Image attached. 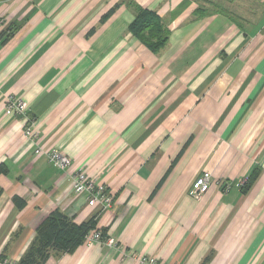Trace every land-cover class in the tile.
I'll use <instances>...</instances> for the list:
<instances>
[{
  "label": "crops",
  "instance_id": "crops-1",
  "mask_svg": "<svg viewBox=\"0 0 264 264\" xmlns=\"http://www.w3.org/2000/svg\"><path fill=\"white\" fill-rule=\"evenodd\" d=\"M131 4L162 19L159 53L130 32ZM75 170L108 187L110 210L73 192ZM55 210L103 239L45 264H264V0L0 1V257L19 263Z\"/></svg>",
  "mask_w": 264,
  "mask_h": 264
},
{
  "label": "trees",
  "instance_id": "trees-1",
  "mask_svg": "<svg viewBox=\"0 0 264 264\" xmlns=\"http://www.w3.org/2000/svg\"><path fill=\"white\" fill-rule=\"evenodd\" d=\"M130 6L135 13L130 32L152 53H159L169 37L162 19L150 10L135 4ZM117 7L112 9L106 17L112 15ZM251 182L250 178L244 186L247 187ZM14 202L19 208L25 206V201L19 197H15ZM95 229H97V223L94 218L78 225L72 218L55 210L37 228L33 245L17 264H45L52 252L73 253L85 242L86 236ZM208 260L206 258L202 264H207Z\"/></svg>",
  "mask_w": 264,
  "mask_h": 264
},
{
  "label": "built area",
  "instance_id": "built-area-1",
  "mask_svg": "<svg viewBox=\"0 0 264 264\" xmlns=\"http://www.w3.org/2000/svg\"><path fill=\"white\" fill-rule=\"evenodd\" d=\"M2 1V0H0ZM5 113L10 116H16L24 121V134L33 142L39 139V133L35 127V121L29 115V108L25 101L9 96L6 98ZM37 151H40L37 149ZM50 163L54 164L60 170H67L72 165V160L61 151L54 150L47 154ZM72 190L75 194H86L87 204L90 207L97 208L100 212H106L113 207L114 196L108 187L96 178L89 177L83 170H75L71 176ZM214 180L210 173L206 172L200 175L192 186V195L195 198H201L212 186ZM246 181L242 184L245 185ZM217 184H219L217 182ZM229 185H225L224 191H228ZM102 232L98 229L92 230L85 238V243L91 244L101 242ZM106 244L110 247L116 246L114 239H107ZM134 264H163L158 259L142 254L133 255ZM0 264H17L10 259L0 257Z\"/></svg>",
  "mask_w": 264,
  "mask_h": 264
},
{
  "label": "rangeland",
  "instance_id": "rangeland-1",
  "mask_svg": "<svg viewBox=\"0 0 264 264\" xmlns=\"http://www.w3.org/2000/svg\"><path fill=\"white\" fill-rule=\"evenodd\" d=\"M205 1V0H204Z\"/></svg>",
  "mask_w": 264,
  "mask_h": 264
}]
</instances>
